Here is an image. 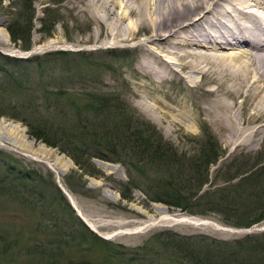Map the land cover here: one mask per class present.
<instances>
[{"label": "rangeland", "instance_id": "1", "mask_svg": "<svg viewBox=\"0 0 264 264\" xmlns=\"http://www.w3.org/2000/svg\"><path fill=\"white\" fill-rule=\"evenodd\" d=\"M24 1L0 0V54L17 55L15 49L23 51L9 40L5 25L19 15L18 20L23 25V18L29 13L24 9ZM100 1L31 0L28 49L32 51L22 54L23 57L41 56L54 51L71 53L65 57H53L55 60L49 63L53 67L49 75L54 79H45L47 83L59 81L68 94L91 91L115 95V99L126 104L128 111L139 121L137 124L140 128L146 129L145 134L151 132L159 137L161 142L169 145L174 155L182 156L184 164L202 157L207 147L215 148L219 156L210 164L208 179L198 195L226 184L221 182L226 174L214 176L219 169L221 173L231 170L227 171L228 174L236 165L244 169L242 174H235L237 176H233L230 183H235L257 168L261 173L259 179H264V134L233 136L215 122V114L231 113L239 130L261 124V128H264V105L256 107L252 100L237 96L233 108H218L216 99L229 100L224 97L221 87L216 92V83L208 82V77L180 70L178 64L171 63L178 70L176 76L168 75L156 80L146 74L140 68V60L147 56V50L153 58L174 60L160 51L158 44L163 41H148V33L137 30L130 41L117 42L105 36L102 25L97 34L99 25L92 14V11H97L91 6ZM125 1L121 0V4ZM127 4L131 5L132 2ZM44 18L51 20V26L47 22L44 28L41 26ZM135 20L136 17L129 16L122 26ZM46 28H49L48 31ZM166 42L167 47L170 46L169 41ZM188 50L204 53L205 56L212 51L199 47L193 50L188 47ZM76 51L89 52V55L84 53L87 55L85 58L101 62L102 69L94 74L81 68L74 71L69 64H72L71 60L75 61L72 57ZM218 52L228 54L233 51L226 47ZM104 65H108V68ZM13 66L25 72L26 66L33 67L34 64L20 62L8 65V68ZM30 73L34 74L33 68ZM187 73L194 76L196 82L186 84L179 79L180 75ZM35 74L37 78L39 72ZM21 96L8 95L0 101L1 105L24 103ZM47 102L51 105L50 99ZM42 108L38 107L36 116L31 117L32 124L47 126L67 123ZM8 112L0 115V264H143L144 256L148 259L150 254H143L145 250L140 247L157 231L169 230L183 236L204 234L227 241L264 232V220L247 228L237 227L231 224L234 221L232 213L189 214L161 202L149 201L138 188L129 190V199H122L119 191L120 185L127 179V165L119 160L125 158L126 153L99 145L98 150L89 152L88 163L94 170L93 174H89L88 170L84 172L82 168L78 169L67 152H60L58 147L30 137L25 123L19 118L10 117ZM252 116L259 119L252 121ZM108 140L112 141L109 137ZM94 153L104 154L107 160L94 157ZM228 165L232 167L228 168ZM83 168L86 169L85 166ZM37 175L40 177L37 178ZM156 176L157 172L147 169L145 176L136 178L139 187L151 194L150 178ZM58 181L66 195L59 188ZM239 182V189L246 192L257 185L251 184V180ZM73 204L77 207L76 213L82 214L80 216L86 224L85 218L88 219L98 231L91 229L100 232L98 234L101 236L87 226L83 236L74 232V229L78 230L75 223L78 217L71 207ZM158 211L170 217L168 221H158L141 229L140 226L143 227L142 224L149 219H160L162 215L159 216ZM183 217L202 224L180 222ZM93 234L111 245H117L113 248L114 252L111 253V245L96 241Z\"/></svg>", "mask_w": 264, "mask_h": 264}, {"label": "trees", "instance_id": "2", "mask_svg": "<svg viewBox=\"0 0 264 264\" xmlns=\"http://www.w3.org/2000/svg\"><path fill=\"white\" fill-rule=\"evenodd\" d=\"M30 1H24V9L29 13L23 18L25 20L23 25L18 20L21 15L10 19L5 25L9 40L22 50L29 48ZM50 21V19H42L41 26L44 28L46 22L48 26H51ZM48 29L46 28V31ZM67 54L71 53L54 51L26 59L0 54V73L2 74L0 101L8 95L16 94L22 95L24 101L17 105L7 104L5 107L0 102V115L8 111L15 112H8V114L25 123L30 137L41 140L51 147H58L60 152H67L77 168L80 170L82 168L84 172L88 170L89 174L94 173L88 163L91 155L89 152L98 150L99 145L126 153L124 154L126 157L119 160L127 165V179L120 185L119 191L122 199H129V190L138 188L149 201L161 202L189 214L232 213L234 221H231V224L237 227H249L264 219V179H259L261 173L257 170L258 168L244 174L235 183H230L231 179L235 174H242L244 169L236 165L237 167L235 166L229 174L227 171L231 170L221 173L219 169L214 176L226 174L223 178L221 177V182L226 184L198 195L200 188L208 179V168L219 156V152L209 146L202 157L188 160L189 163L184 164L182 156L174 155L169 145L161 142L159 137L153 136L151 132L145 134L146 129L140 128L137 124L139 121L128 111L126 104L115 99V95L91 91L68 94L62 89L59 81L47 83L45 79H54L49 75L53 69L51 65L55 60L53 57L55 55L65 57L64 55ZM73 55L72 58L75 61L71 60L72 64L69 65L74 71L81 68L85 72L94 74L102 69L101 62L86 59L87 55L83 52H76ZM20 62L33 63L34 66H26L25 72L14 66L11 69L8 68V65ZM27 67L33 68V75ZM104 67L108 68V65ZM37 72L39 74L36 78ZM48 99L52 106L48 105ZM40 106H43L42 109L46 112L55 114L58 119L67 121L64 123L65 126L60 123L47 126L32 124L31 117L36 116ZM108 137L115 142L109 141ZM93 156L107 160V157L101 153H94ZM147 164L148 167H146ZM229 167L232 166L228 165ZM147 169L150 172H157L156 178H150L152 184L149 187L153 189L151 194H147L144 188H140L136 179L145 176ZM39 177L37 175V178ZM246 180H251L253 185L257 183L255 186L251 185L252 189L248 192L239 189L241 186L239 181ZM75 223L78 230L74 229V232L83 236L87 228L78 218ZM93 237L96 241L111 245L94 234ZM111 246V253H113V248L117 245ZM140 249L145 250L143 254L145 252L150 254L148 259L146 256L143 257L145 261L143 264H264V232L227 241L217 240L204 234L183 236L163 230L154 232ZM78 264L93 263L78 262Z\"/></svg>", "mask_w": 264, "mask_h": 264}, {"label": "bare ground", "instance_id": "3", "mask_svg": "<svg viewBox=\"0 0 264 264\" xmlns=\"http://www.w3.org/2000/svg\"><path fill=\"white\" fill-rule=\"evenodd\" d=\"M129 1L131 5L127 4ZM121 3V0H102L91 6L99 12L92 11L99 25L96 33L102 25L105 36L117 42H128L135 31L145 30L148 41H163L158 44L160 51L174 60L153 58L146 49L147 56L140 60V68L146 74L156 80L168 75L176 76L178 70L172 64H178L180 70L208 77V82L216 83V92L221 87L224 97L229 100L216 99L218 108H233L237 96L252 100L256 107L264 105V0H126ZM129 16L137 20L123 27L122 23ZM166 41L170 46L167 47ZM188 47L212 51L207 57L204 53H193ZM226 47L233 52H218ZM187 57L190 59L187 60ZM188 73L180 75L179 79L186 84L196 82V78ZM258 116H252L251 120L256 121L262 115ZM215 122L233 136L264 134L262 124L239 130L231 113L215 114ZM59 185L66 195L62 184ZM158 214L160 216L162 212L158 211ZM159 218L149 219L142 224L143 227L140 226L141 229L158 221H168L170 217L162 215ZM85 221L90 228L98 231L88 219L85 218ZM179 221L202 224L187 217Z\"/></svg>", "mask_w": 264, "mask_h": 264}]
</instances>
